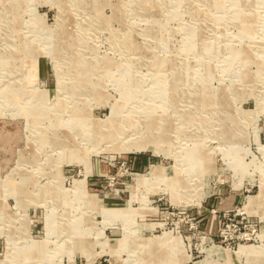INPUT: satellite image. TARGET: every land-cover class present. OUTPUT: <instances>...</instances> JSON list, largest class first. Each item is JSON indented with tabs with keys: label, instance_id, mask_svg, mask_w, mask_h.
I'll return each instance as SVG.
<instances>
[{
	"label": "rangeland",
	"instance_id": "rangeland-1",
	"mask_svg": "<svg viewBox=\"0 0 264 264\" xmlns=\"http://www.w3.org/2000/svg\"><path fill=\"white\" fill-rule=\"evenodd\" d=\"M0 264H264V0H0Z\"/></svg>",
	"mask_w": 264,
	"mask_h": 264
},
{
	"label": "bare ground",
	"instance_id": "bare-ground-1",
	"mask_svg": "<svg viewBox=\"0 0 264 264\" xmlns=\"http://www.w3.org/2000/svg\"><path fill=\"white\" fill-rule=\"evenodd\" d=\"M62 122V121H61ZM115 133V132H114ZM108 136V135H107ZM106 136V137H107ZM110 136H111V134H110ZM108 140V139H107ZM160 143V142H159ZM134 144V143H133ZM63 147V146H62ZM112 148H113V146H112ZM141 149H145L144 148V146H138V147H134L133 148V150H141ZM200 161V160H199ZM189 167V166H188ZM196 177H197V175H195ZM78 184V183H77ZM184 187V186H183ZM255 198L254 197H249L248 198V200H247V202H246V204L244 205V207L245 208H248V206H251L252 204H254V202H255ZM243 210H244V208H243ZM239 252L241 253V254H251V253H253L254 251L253 250H251L250 248H240L239 249Z\"/></svg>",
	"mask_w": 264,
	"mask_h": 264
}]
</instances>
